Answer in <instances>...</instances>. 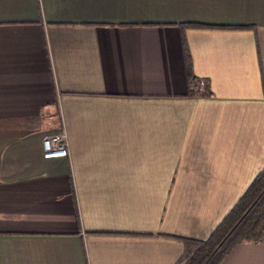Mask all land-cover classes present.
<instances>
[{
    "label": "crops",
    "instance_id": "obj_1",
    "mask_svg": "<svg viewBox=\"0 0 264 264\" xmlns=\"http://www.w3.org/2000/svg\"><path fill=\"white\" fill-rule=\"evenodd\" d=\"M263 170L264 0H0V264H179Z\"/></svg>",
    "mask_w": 264,
    "mask_h": 264
},
{
    "label": "trees",
    "instance_id": "obj_2",
    "mask_svg": "<svg viewBox=\"0 0 264 264\" xmlns=\"http://www.w3.org/2000/svg\"><path fill=\"white\" fill-rule=\"evenodd\" d=\"M188 65L189 82L195 86L201 81L192 73L189 56ZM206 94L210 95L211 92ZM251 242H264V170L210 239L185 241L186 252L179 264H221L235 247Z\"/></svg>",
    "mask_w": 264,
    "mask_h": 264
},
{
    "label": "built area",
    "instance_id": "obj_3",
    "mask_svg": "<svg viewBox=\"0 0 264 264\" xmlns=\"http://www.w3.org/2000/svg\"><path fill=\"white\" fill-rule=\"evenodd\" d=\"M68 138L65 132L62 134L43 137L39 141V150L42 157L46 160L66 158Z\"/></svg>",
    "mask_w": 264,
    "mask_h": 264
}]
</instances>
